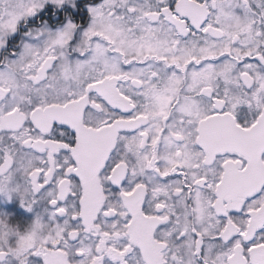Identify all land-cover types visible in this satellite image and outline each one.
I'll return each mask as SVG.
<instances>
[{
	"label": "snow or ice",
	"instance_id": "6c2138e0",
	"mask_svg": "<svg viewBox=\"0 0 264 264\" xmlns=\"http://www.w3.org/2000/svg\"><path fill=\"white\" fill-rule=\"evenodd\" d=\"M0 264H264V0H0Z\"/></svg>",
	"mask_w": 264,
	"mask_h": 264
}]
</instances>
